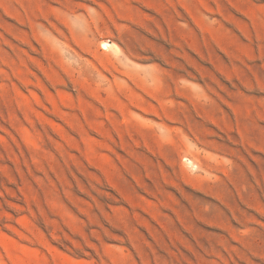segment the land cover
<instances>
[{"label":"rangeland","instance_id":"obj_1","mask_svg":"<svg viewBox=\"0 0 264 264\" xmlns=\"http://www.w3.org/2000/svg\"><path fill=\"white\" fill-rule=\"evenodd\" d=\"M0 264H264V0H0Z\"/></svg>","mask_w":264,"mask_h":264},{"label":"bare ground","instance_id":"obj_2","mask_svg":"<svg viewBox=\"0 0 264 264\" xmlns=\"http://www.w3.org/2000/svg\"><path fill=\"white\" fill-rule=\"evenodd\" d=\"M105 47H112L114 50H116L115 46L109 45L107 42H103Z\"/></svg>","mask_w":264,"mask_h":264}]
</instances>
